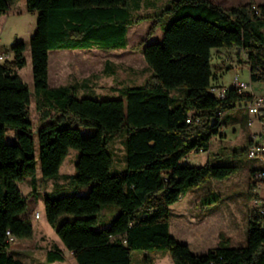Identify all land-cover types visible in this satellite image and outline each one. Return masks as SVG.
I'll list each match as a JSON object with an SVG mask.
<instances>
[{
  "label": "trees",
  "instance_id": "1",
  "mask_svg": "<svg viewBox=\"0 0 264 264\" xmlns=\"http://www.w3.org/2000/svg\"><path fill=\"white\" fill-rule=\"evenodd\" d=\"M132 1L130 6L129 0H26L27 12L38 13L29 44L40 125L34 128L31 93L18 74L26 65V46L15 42L14 59L0 63V264H24L12 253L10 238L34 235L30 218H19L28 206L19 184L30 179L31 195H36L40 185L59 180L70 149L78 151L75 172L44 195V210L77 264H132L135 251H166L174 264H264V206L248 212L245 246L222 241L197 255L170 234L172 205L208 181L228 180L241 170L238 165L212 164L211 144L223 128L237 122L227 113L253 97L232 87L223 99L210 92L218 88L211 50H240L249 64L250 81L264 84V3L250 0L224 8L209 0H171L153 15H134L144 0ZM8 9V0H0V18ZM146 21H153L149 36L160 29L163 37L141 45L152 71L145 84L116 89L121 98L115 99L79 98L77 90L90 87L89 81L49 86L51 51L125 50L129 30ZM181 88L185 95L172 108V92ZM257 116L264 129V110ZM250 123L244 118L243 124ZM81 128L95 133L84 136ZM8 129L16 131V142L6 141ZM122 130L127 134L125 170L112 173L106 148ZM252 147L249 140L234 158L248 156ZM220 150L218 162L223 161ZM199 151L208 152L205 165L182 163ZM251 173L264 177V167L251 168ZM65 186L72 194H65ZM256 186L249 184V199L259 202L253 194ZM210 198V203L221 202L219 195ZM109 205L117 206L118 213L109 226L98 228L97 214ZM63 215L75 218L58 224ZM64 261L57 246L46 254L48 264ZM145 261L152 264L149 257Z\"/></svg>",
  "mask_w": 264,
  "mask_h": 264
},
{
  "label": "rangeland",
  "instance_id": "2",
  "mask_svg": "<svg viewBox=\"0 0 264 264\" xmlns=\"http://www.w3.org/2000/svg\"><path fill=\"white\" fill-rule=\"evenodd\" d=\"M171 0H144L138 12H133L134 15H153L156 11L167 5ZM218 5H243L250 0H209ZM255 4H263L264 0H253ZM134 2L129 0V5ZM9 8H13L17 14L4 16L0 20V48L10 55L9 59H14L12 46L15 42H24L25 51L24 57L26 65L18 71L23 82L28 87L31 93L30 113L34 128L40 125L39 114L35 106V90L32 76V64L30 53V39L33 37L36 30V22L38 13L30 14L26 10V0H8ZM225 7V6H224ZM227 8V7H226ZM131 10V7H130ZM153 21H146L131 28L128 32V47L125 50L103 52L100 50H85V51H53L50 54L51 63V78L49 86L51 88L72 85L75 82L81 83L87 79L89 81L88 88L80 87L77 90V96L90 97L96 99H115L121 98L120 94L113 89L123 87L140 86L145 84L152 75V71L145 63L141 45L146 40L148 43L160 42L163 37V32L158 29L153 36H149V29ZM212 49L211 50V67L215 75L213 82L219 85H232L233 78L238 75L242 80L249 81V64L243 53L238 49ZM221 51L222 53H217ZM56 53H59L56 55ZM219 54V55H218ZM55 56V58H54ZM222 60H224L222 62ZM236 65V69L232 66ZM233 67V68H232ZM217 79V80H216ZM216 80V81H215ZM253 90L256 96L264 98V84L252 83ZM185 88L174 90L172 96L171 107H176L183 96ZM232 116L237 122L223 128L220 136L215 137L211 144V163L238 165L241 170L228 180L218 181L210 180L206 184L194 189L187 196L181 199L178 203L171 206L170 214V234L173 238L183 244H188L193 254H205L209 249L217 246V242L221 240V232L229 238L231 247L245 246L247 243V219L248 212L254 207L264 206V177L253 176L251 168L264 167V129L260 123L258 116H253L249 113L245 103H240L236 109L227 113ZM249 117L251 122L243 124L244 118ZM14 130L8 129L6 132V141L14 143ZM80 132L84 136H89L95 133L94 129L81 128ZM127 134L125 130L111 136L107 145V152L113 159L112 173H120L125 170L123 160L125 150L124 142ZM251 140L253 147H259L262 150L261 154L242 155L234 158V152H240ZM221 147L220 155L223 156V161L218 162L216 153ZM73 153L78 154L77 150L70 149L66 157L60 174L69 175L73 172L72 165L69 162L73 158ZM258 157V158H257ZM77 158V157H75ZM208 152H192L182 163L190 166H203L207 163ZM237 160V161H236ZM236 161V163H233ZM68 167V168H67ZM37 172H40L38 163ZM257 182L256 189L253 191L259 198V202L249 199L250 189L249 184ZM47 183V182H46ZM45 183V184H46ZM19 188L28 203L27 209L19 218H30L34 227V235L31 239H20L12 243V253L16 258L23 261L24 264H48L46 262V254L53 247L60 248L65 255L64 262L54 264H77L73 254L67 251L55 231L50 226L46 219L44 210V197L40 192L31 195V186L27 181L19 184ZM65 194H72L70 186L63 187ZM28 192L29 195H28ZM211 195H219L221 203L218 205L220 214H213L214 208L206 207L205 202H212ZM202 197H207V201L200 202ZM214 204V203H210ZM188 206L183 216V207ZM203 212L207 217L202 222L192 220L197 214ZM36 213L40 214L39 219H35ZM118 208L114 205L105 206L97 214L98 228L109 226L112 219L117 215ZM227 213V214H226ZM30 214L32 218L30 217ZM227 215V216H226ZM74 216L63 215L57 223L60 224L65 220H74ZM228 225V227L226 226ZM226 238V239H227ZM186 244V245H187ZM149 257L152 264H174L170 254L166 251H135L132 254V264H145V259Z\"/></svg>",
  "mask_w": 264,
  "mask_h": 264
},
{
  "label": "crops",
  "instance_id": "3",
  "mask_svg": "<svg viewBox=\"0 0 264 264\" xmlns=\"http://www.w3.org/2000/svg\"><path fill=\"white\" fill-rule=\"evenodd\" d=\"M10 6V5H9ZM224 8H231V7H234V6H238V5H222ZM7 14H10V15H15V14H17V12H15V10H13V8H9L8 9V11H7V13L4 15V16H7ZM4 16H2L1 18H3ZM1 18H0V20H1ZM1 49V48H0ZM229 51H231V49L230 50H228L227 52H229ZM240 51V50H239ZM51 52H53V51H51ZM51 52L49 53V80H53L52 78H51V63H52V60H51V58H50V54H51ZM74 52V51H73ZM241 52V51H240ZM217 53H222L221 51H217ZM242 53V52H241ZM57 54H59V53H56V55ZM218 54V55H219ZM54 58H55V56H54ZM224 60H222V62H223ZM232 66L236 69V65L234 64V63H232ZM232 67V68H233ZM216 78V77H215ZM217 80V79H216ZM215 80V81H216ZM83 81H88L87 79H85V80H83ZM82 81V82H83ZM53 82L56 84V82L57 81H55V80H53ZM76 83H78V82H75L74 84H76ZM215 85H219V84H216L215 83ZM224 87H226V86H224ZM56 88V87H55ZM113 91H115V89H113ZM221 149V147L218 149V151ZM75 157H78V154H74L73 153V158H72V160L68 163L69 164V166H71L72 165V167H73V172L71 173V174H69V175H73L74 174V172H75V162H76V159L77 158H75ZM65 161V160H64ZM64 163V162H63ZM63 165V164H62ZM62 167V166H61ZM68 168V167H67ZM60 170H61V168H60ZM66 174L64 173V175L63 174H60V179L59 180H50V181H48L46 184H43V185H40L39 187H38V192H40L42 195H43V197H44V195L45 194H47V193H50V192H52V190L54 189V187H55V185H57V184H64V181L62 180V177L63 176H65ZM40 176H41V172H37L36 173V177H37V179H39L40 178ZM25 181H27L28 182V184L30 185V179H27V180H25ZM29 191H31V190H29ZM29 193L30 192H28V195H29ZM188 195V194H187ZM186 195V196H187ZM211 197V196H210ZM206 199H208L207 197H202L201 198V200H200V202L202 203V202H204V201H206ZM221 203V202H220ZM219 204H210L209 206H206V207H210V209L211 208H214L215 209V211H213V214H208V215H217V214H220V211H218V208L217 207H219L218 206ZM185 206V205H184ZM188 208V206H185V207H183V209H182V212H180L179 213V215L181 216L183 213H185L186 211H184V209H187ZM205 211V210H204ZM201 212V210H200V213L199 214H197V216L196 217H194V218H192V220H196L198 223L199 222H202V221H204L207 217H210V216H206V215H204V213L205 212ZM37 214V213H36ZM227 214V213H226ZM183 216H184V214H183ZM227 216V215H226ZM30 217L32 218V216H31V214H30ZM35 218V217H34ZM227 227H228V225H226ZM221 235H223V239H221L219 242H217L218 244H217V246L216 247H218V245L220 244V242H222V241H228L229 242V238H227L225 235H224V233H222L221 232ZM227 238V239H226ZM15 242H17V241H15ZM187 244V243H186ZM188 245V244H187ZM216 247H214V248H216ZM214 248H211V249H214ZM211 249H209V250H211ZM208 250V251H209ZM207 251V252H208Z\"/></svg>",
  "mask_w": 264,
  "mask_h": 264
},
{
  "label": "built area",
  "instance_id": "4",
  "mask_svg": "<svg viewBox=\"0 0 264 264\" xmlns=\"http://www.w3.org/2000/svg\"><path fill=\"white\" fill-rule=\"evenodd\" d=\"M254 9L256 8L254 7ZM9 57L10 55L8 53L0 49V63H5L7 61H10ZM230 87L236 89L239 94H249L253 97V99L245 103V105H247V109H248V106H255V116H257L260 113V111L264 110V98L255 95L254 90H253V85L250 80L249 81L242 80L238 75H236L233 78L232 85ZM228 88L229 87L219 86L216 89H212L210 92L217 98L223 99L227 94ZM262 150L263 149L259 147H252L248 154L259 155V152L261 154ZM34 217L35 219H39L40 214L37 213L35 214ZM14 241H15L14 238H10L11 243H13Z\"/></svg>",
  "mask_w": 264,
  "mask_h": 264
},
{
  "label": "bare ground",
  "instance_id": "5",
  "mask_svg": "<svg viewBox=\"0 0 264 264\" xmlns=\"http://www.w3.org/2000/svg\"><path fill=\"white\" fill-rule=\"evenodd\" d=\"M248 111L251 115L255 116V106H248Z\"/></svg>",
  "mask_w": 264,
  "mask_h": 264
}]
</instances>
